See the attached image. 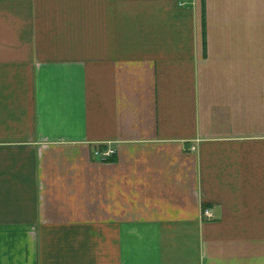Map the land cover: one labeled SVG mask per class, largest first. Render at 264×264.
Returning <instances> with one entry per match:
<instances>
[{
	"label": "crops",
	"instance_id": "obj_1",
	"mask_svg": "<svg viewBox=\"0 0 264 264\" xmlns=\"http://www.w3.org/2000/svg\"><path fill=\"white\" fill-rule=\"evenodd\" d=\"M0 264H264V0H0Z\"/></svg>",
	"mask_w": 264,
	"mask_h": 264
},
{
	"label": "built area",
	"instance_id": "obj_2",
	"mask_svg": "<svg viewBox=\"0 0 264 264\" xmlns=\"http://www.w3.org/2000/svg\"><path fill=\"white\" fill-rule=\"evenodd\" d=\"M191 150H194V148H191ZM95 156H99L101 157L103 160H108L110 158H112V156H114L115 154V151L112 150V149H106L105 151H95ZM202 216L204 218H210L211 215H210V212L208 210H203L202 212Z\"/></svg>",
	"mask_w": 264,
	"mask_h": 264
}]
</instances>
